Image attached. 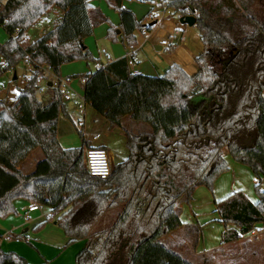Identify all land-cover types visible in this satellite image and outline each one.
I'll use <instances>...</instances> for the list:
<instances>
[{
  "label": "trees",
  "instance_id": "1",
  "mask_svg": "<svg viewBox=\"0 0 264 264\" xmlns=\"http://www.w3.org/2000/svg\"><path fill=\"white\" fill-rule=\"evenodd\" d=\"M106 1L121 20L108 38L117 40L121 29L127 46H134L142 22L122 0ZM236 1L248 27L238 38L211 23L201 0L168 4L174 15L196 18L204 50L196 58L198 72L193 77L178 66L163 76L134 74L126 57L85 76V102L112 128L121 127L127 116L151 128V133L127 134L129 156L106 180L88 173L84 140L83 148H61L58 119L66 110L56 84L63 65L97 62L84 40L108 18L88 0L0 4V25L10 18L5 26L10 37L1 49L8 66H0V79L26 58L35 63L13 104L0 92V220L18 214L15 200L47 206L71 243L84 242L75 264H193L164 237L182 227L180 205L191 203L199 187L212 191L228 172L231 157L258 179V202L243 192L215 202L221 222L236 227L226 231L222 244L264 225V12L254 11L255 0ZM54 9L63 16L53 30L26 43V32ZM46 66L53 78L47 79ZM44 79L45 100L38 97ZM36 149L43 158L33 172L24 173L20 165ZM112 213L111 226L101 227ZM197 243L198 235L194 248ZM0 264L30 263L0 246Z\"/></svg>",
  "mask_w": 264,
  "mask_h": 264
},
{
  "label": "crops",
  "instance_id": "2",
  "mask_svg": "<svg viewBox=\"0 0 264 264\" xmlns=\"http://www.w3.org/2000/svg\"><path fill=\"white\" fill-rule=\"evenodd\" d=\"M88 1L92 7L101 10L108 18L110 25L114 28H120L121 20L119 13L109 9L106 4L107 8H105L103 0ZM151 1V7L157 8L159 11V15H156L153 9L149 11L153 22H157V24L153 26L152 22L149 25H143V29L137 30L134 33L136 39L134 46H127L121 29L117 31V40L108 39L107 35L110 25L107 23L96 27L93 36L84 40V45L93 56H98L97 58L103 63L113 62L124 57L128 58L129 61L133 62L130 70L134 74L152 77L163 76L171 67L178 66L189 77H193L198 72V66L195 62L196 58L204 50L199 31L194 26L190 27L180 23V17L174 15L173 10L168 7V4L172 0H147L148 4L146 5L149 6ZM122 5L134 13L137 21H142L149 14L148 12L144 17H138L141 11L138 10L137 4L131 0H122ZM62 16L63 13L60 10L54 9L42 18V20L44 19V21L52 24L46 34L53 30ZM148 26L152 28L148 29ZM5 34L8 37L6 32ZM163 41H167L169 45H163ZM103 44L107 47L105 51L110 57L109 60L103 54V51L100 55L99 46H103ZM171 48H173L172 51L170 50ZM79 62L82 61L73 62L69 65L65 64L61 67L60 79L68 83L72 94V101L64 102L66 115L61 113L58 119L57 137L59 144L63 149L83 148L82 140V142L80 141V143H75L72 146L69 144V141L73 140L75 131L79 132L80 129V133H82V130L88 131L91 134L99 133L101 134V138L97 141H91L89 145L107 150L111 155L112 165L115 166V148L119 147L120 149L119 162L122 163L129 156L127 148L128 133L122 130V127L125 123L130 124L133 120L127 116L122 120L121 127L112 128L105 117L97 113L85 102V74L87 71H89L87 73L89 74L95 70L89 64H86V66L79 64ZM63 76H67V79H64ZM51 77L53 78L54 76L50 71H47V78ZM46 81L44 79L40 82L43 95V82L45 83ZM45 98L48 99V94ZM79 120L80 122H78ZM98 125L103 127V131L97 130ZM77 127L79 128L77 129ZM147 133H151V131L136 133L135 135ZM41 159L31 162V172L34 171L36 163ZM227 162L229 170L219 177L213 191H209L206 187H199L195 190L191 203L180 205V219L183 225L168 235V241L172 247L177 245V248L186 260H189L186 253L188 249L192 256H205L222 249L226 253H229L232 251V248L240 247L241 243H244L243 240L250 241V239L255 241L253 244L249 242L247 246L254 248L253 252L255 254L261 256L264 252V225H258L253 232L242 236L238 241L222 244L223 237L227 233L226 231L235 230L236 227L234 225H225L221 222V217L216 212L215 202L228 198L234 193L231 192L233 189L244 192L253 203L258 202L255 186L259 181L253 175L251 169L236 163L231 157H227ZM262 188L264 190V180H262ZM32 203L26 200H15L14 206L18 214L0 220L1 248L5 252H15L30 264H75L76 255L83 249L84 242L71 243V239L59 227L56 217L52 216L53 213H51V209L47 206L40 205L42 207L41 210L28 212L29 206ZM206 212L210 213V216L206 218V223H202V217L206 215ZM213 212L214 214L212 215ZM48 219H51V221H47ZM213 219L217 220V224L211 225L210 230H206L207 222H211ZM104 222L101 224V227H103ZM42 223H44L43 227L37 230L36 227ZM195 225L198 227L199 240L193 249L191 247L189 231L191 230L190 227ZM27 236H29V239ZM192 241L195 243V240ZM253 257L256 258L255 256ZM191 263L194 262L191 261ZM257 264H260V262H257Z\"/></svg>",
  "mask_w": 264,
  "mask_h": 264
},
{
  "label": "rangeland",
  "instance_id": "3",
  "mask_svg": "<svg viewBox=\"0 0 264 264\" xmlns=\"http://www.w3.org/2000/svg\"><path fill=\"white\" fill-rule=\"evenodd\" d=\"M97 1H99V0H97ZM103 1L105 2V3L103 2V5L105 6V8L108 7L109 9L118 13L113 7H111L109 5V3L106 0H103ZM131 1L135 2L138 6V10L141 11L139 14L140 16H138V17H140V18L144 17L152 9L156 15H159V11L157 10V8H152L150 5V4H152V1L149 3V6L146 5V4H148L147 0H140V1L131 0ZM201 1L205 5V7L207 8L208 12L210 13L211 23L215 27L218 28V27L222 26L223 29H226L225 31L228 34H230V36H232L233 38H238L239 37L238 35L242 34L243 30L247 31L245 28H248V27L246 26V22L242 16V14L240 13V9H239V6H238V3L236 0H201ZM255 2H256V4L254 7V9H255L254 11L257 12L258 14H261V12H264V7L263 6L260 7V4L262 3V1L255 0ZM105 4L107 5V7ZM149 8H151V9H149ZM142 21L138 20V22H142L143 25H149L150 23L153 22V19L151 18V15H150V12H149V14H147L145 16V18L142 19ZM107 24L110 25L109 22ZM51 25H52L51 23L46 22L43 19L38 25L30 28L26 32L24 41L26 43H28V42L34 43L36 40L40 39L43 35H45L47 31H49ZM112 28H114V27L112 25H110V28L108 30V34ZM194 28L197 29L196 27H194ZM93 34H94V32H93ZM92 36H90V37H92ZM7 38L8 37L6 36L4 29L1 28L0 29V45H5L6 42L8 41ZM107 38H108V35H107ZM99 48H100V55H101V52L103 50H107V47L104 44H103V46H99ZM93 57L97 61L100 60L99 58H97L98 56L94 55ZM81 61L82 62H79V64H84V65L89 64L91 67H94V64L97 63L94 61H90V62L83 61V60H81ZM76 62H78V61H76ZM69 64H71V63H67L66 65H69ZM88 72L89 71L86 72L85 76L87 75ZM23 75H25V78H23ZM30 75H31V72L28 73L27 70L23 67L22 63L17 66L15 71L11 70L10 72L5 73L0 79L1 98L4 99L8 104H13L16 97L18 96L19 90L25 86L26 79L28 77H30ZM15 76H16V79H14ZM60 77H61V70H60ZM63 78L67 79V76H63ZM47 79H50V78H47ZM45 85H46V83L43 82V88H44L43 92H44V95L47 96L48 91H47V89H45ZM44 95L42 92L39 91L38 97L40 99L45 100ZM97 127H98V129H97L98 131H100V130L103 131L102 130L103 127L101 125H98ZM78 128L79 127H77V129ZM122 130H125V132L127 131V133L135 135L136 133L150 132L151 128L149 125H147L145 123H137V122L132 121L130 124L125 123L122 127ZM72 139L73 140L69 141V144L71 146L75 145V143H80L81 140L83 141V137L80 134V129H79V132L75 131V135H73ZM104 140H102V141H104ZM119 152H120L119 147L115 148V155H116L115 166H118L121 163V162H119V156H120ZM41 158H43V153L40 149H37L36 151H34V153H32V155L30 153L29 156L27 157V159L20 165L23 172L24 173H30L31 172V162L36 161V160L41 159ZM112 167L114 168L113 165H112ZM214 186H215V184H214ZM231 192H242V191H240L238 189H233ZM220 201H222V200H220ZM115 214L116 213L108 214L105 217L106 222H104L103 228H108L111 226L112 221L115 219ZM213 214H214V212L212 213V215ZM208 216H210V213L206 212V215L204 217H202L201 222L206 223V218ZM216 224H217V220H214V219L211 222H207L206 230H210V226L216 225ZM195 228H198V227L196 225L193 227H190L191 230L189 231L190 232V238H191V247L193 249H194V243L192 240H196V237L199 234L197 229H195ZM168 240H169L168 236L164 237L165 243L167 245H170ZM254 241L251 239H250V241L249 240H243L244 243H241L240 247L232 248L231 249L232 251L229 253H226L223 249L218 250L212 254H206L205 256H199V255L192 256L189 249H188L189 253L187 251H186V253H187V256L189 257L188 261L189 262L192 261L195 264H257V262H260V264H264V252L261 254V256H259L253 252L254 248H250L247 246V244L249 242L251 244H253ZM173 247L175 248V250L177 252L181 253V251L177 248V245H174ZM182 251H183V249H182ZM253 256H255L256 258H254Z\"/></svg>",
  "mask_w": 264,
  "mask_h": 264
},
{
  "label": "built area",
  "instance_id": "4",
  "mask_svg": "<svg viewBox=\"0 0 264 264\" xmlns=\"http://www.w3.org/2000/svg\"><path fill=\"white\" fill-rule=\"evenodd\" d=\"M3 2H5V0H0V4H2ZM9 20H10V18H7L6 21L3 23V25H0V29L3 28L5 30V26L7 25ZM18 32H19V29L16 30V33L13 35V38H15L18 35ZM8 37H10V36L8 35ZM162 44L163 45H169L167 41H163ZM2 46L3 45H0V66L2 68H5L8 66V62L3 57L2 53H1ZM103 54L105 56H107V59L109 60L110 57L106 53L105 50H103ZM106 64H108V63H103V62L99 61V62L94 64V70H100V69L104 68ZM132 64H133V62L129 61V66H132ZM22 65L27 70L28 73L29 72L32 73L34 68H35V63L32 60H30V58H26L25 60H23ZM45 70H46V73H47V71L51 72L50 66H46ZM89 74H87V75H89ZM23 78H25V75H23ZM85 82H86V78H84V83ZM56 85H57V88H58L60 95L62 97V101L63 102L72 101V94H71L70 88L68 86V83L62 79H59V82ZM40 92H42L41 85H40ZM78 122H80V120ZM81 135L83 137L84 142L86 143V146L84 149V163L86 165V169H87L88 173L92 177H97V178H100L103 180L110 178L112 175V172H113L112 158H111L110 153L107 150H105L104 148L93 147V146L89 145V143L91 141L99 140L101 138V134H99V133L91 134L88 131L82 130ZM40 205L41 204H39V203H32L29 206L28 212L31 213V212H34L37 210H41L42 205L41 206ZM27 238L29 239V236H27ZM7 239H9V238H7Z\"/></svg>",
  "mask_w": 264,
  "mask_h": 264
},
{
  "label": "water",
  "instance_id": "5",
  "mask_svg": "<svg viewBox=\"0 0 264 264\" xmlns=\"http://www.w3.org/2000/svg\"><path fill=\"white\" fill-rule=\"evenodd\" d=\"M179 21L183 25H188V26L192 27L196 23V18L193 15H188V16L180 17ZM156 24H157V22H153L152 25L155 26ZM14 79H16V76ZM49 85L51 86L52 83L50 82Z\"/></svg>",
  "mask_w": 264,
  "mask_h": 264
}]
</instances>
